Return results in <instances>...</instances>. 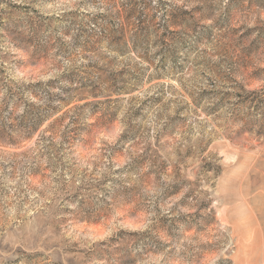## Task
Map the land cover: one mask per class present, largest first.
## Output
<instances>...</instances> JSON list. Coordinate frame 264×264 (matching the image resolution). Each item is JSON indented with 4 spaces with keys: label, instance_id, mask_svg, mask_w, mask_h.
I'll return each instance as SVG.
<instances>
[{
    "label": "rangeland",
    "instance_id": "rangeland-1",
    "mask_svg": "<svg viewBox=\"0 0 264 264\" xmlns=\"http://www.w3.org/2000/svg\"><path fill=\"white\" fill-rule=\"evenodd\" d=\"M162 1L0 0V264H264V0Z\"/></svg>",
    "mask_w": 264,
    "mask_h": 264
},
{
    "label": "trees",
    "instance_id": "trees-1",
    "mask_svg": "<svg viewBox=\"0 0 264 264\" xmlns=\"http://www.w3.org/2000/svg\"><path fill=\"white\" fill-rule=\"evenodd\" d=\"M159 3V7L163 8L165 3H163L162 0H160ZM151 4L149 2H144V8L142 10V12L140 13L141 15V18L139 19V22L138 24L136 25L135 29L137 31V33L139 32H142V31H145L147 29V24H148V19L150 20H154L155 18V14H152L151 13ZM167 14L168 11H166ZM172 22V19L170 18H166L165 19V22L163 25H160L162 27H169L170 24ZM39 50H40V46L38 45V49L35 51V57H38L39 55ZM42 85V83L38 82V83H30V84H22L20 86L17 87V90L20 91L21 93H24V94H36V95H40V91L41 89L40 86ZM126 85H123L122 87H119L117 90L118 92L120 91H124V90H127L126 87H124ZM38 88V89H37ZM239 89L242 91V93H237V97L240 98V104H246L248 102H251V103H257L258 105L261 104L263 105L264 104V100L262 99L264 97V89L261 90V91H245V86L244 85H239ZM64 100V99H62ZM61 100V101H62ZM223 104L224 102L223 101H220L218 102L215 106H216V110H218L219 108L223 107ZM80 108V107H79ZM57 108H49L46 112L44 113H40L39 115H37L35 117V119L32 121V124H31V127H30V130L28 131V134H32L38 127L39 125H41V123L49 116V115H52L53 112H55ZM82 109V107L80 108ZM80 117V114L78 115H74V117L72 118L73 120V123H76L78 118ZM240 118L239 120H244V118H241V117H238ZM13 127H11L10 129H12ZM13 131V130H12ZM103 183H101L102 185ZM88 187V188H87ZM91 187L90 186H86L84 189H90ZM124 192V191H122ZM88 201V200H87ZM84 202L88 204V202L85 201H80V203H82V205H84ZM86 214H90V215H94V210L92 208L89 207L88 210H86ZM90 218V217H89Z\"/></svg>",
    "mask_w": 264,
    "mask_h": 264
}]
</instances>
